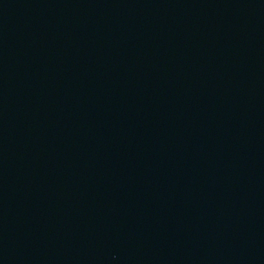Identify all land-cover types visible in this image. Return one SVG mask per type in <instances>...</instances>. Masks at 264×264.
Segmentation results:
<instances>
[{
    "label": "water",
    "instance_id": "95a60500",
    "mask_svg": "<svg viewBox=\"0 0 264 264\" xmlns=\"http://www.w3.org/2000/svg\"><path fill=\"white\" fill-rule=\"evenodd\" d=\"M0 264H264V0H0Z\"/></svg>",
    "mask_w": 264,
    "mask_h": 264
}]
</instances>
